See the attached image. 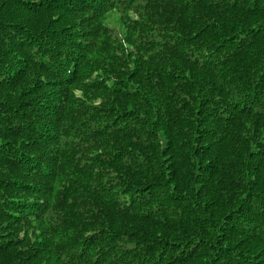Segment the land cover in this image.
<instances>
[{
    "label": "trees",
    "instance_id": "obj_1",
    "mask_svg": "<svg viewBox=\"0 0 264 264\" xmlns=\"http://www.w3.org/2000/svg\"><path fill=\"white\" fill-rule=\"evenodd\" d=\"M0 264H264V0H0Z\"/></svg>",
    "mask_w": 264,
    "mask_h": 264
}]
</instances>
